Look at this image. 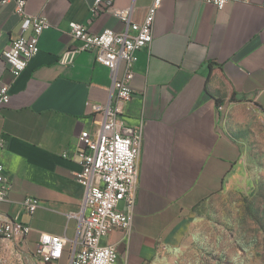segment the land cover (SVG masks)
Instances as JSON below:
<instances>
[{
	"label": "crops",
	"instance_id": "1",
	"mask_svg": "<svg viewBox=\"0 0 264 264\" xmlns=\"http://www.w3.org/2000/svg\"><path fill=\"white\" fill-rule=\"evenodd\" d=\"M17 1L0 6V82L11 94L0 106V164L10 184L0 222L32 228L22 243L35 259L41 233L65 237L64 257L51 264H71L87 192L79 181V137L96 134L92 105L111 103L116 90L96 52L79 53L71 65L59 59L78 45L71 22L93 34L122 32L124 25L109 13L94 16L95 0H27L25 12L50 26L40 52L15 76L3 53L32 33L23 30ZM153 2L112 5L132 7L134 22L142 23ZM134 71V95L122 115L128 128L143 127L134 220L129 233L111 232L102 243L117 247L119 264H162L185 238L196 208L229 187L241 155L236 129L255 126L264 113V0L223 9L162 0L152 52L135 53ZM27 197L39 202L32 215L22 207Z\"/></svg>",
	"mask_w": 264,
	"mask_h": 264
},
{
	"label": "built area",
	"instance_id": "2",
	"mask_svg": "<svg viewBox=\"0 0 264 264\" xmlns=\"http://www.w3.org/2000/svg\"><path fill=\"white\" fill-rule=\"evenodd\" d=\"M162 0H154L142 23L133 20V8L117 9L112 0H95L91 8L94 16L109 13L124 25L122 32L108 29L93 34L83 24L71 22V34L78 45L68 49L59 59L62 65L73 64L79 53L96 52V61L107 67L116 90L111 103L93 104L92 112L99 118L95 135L84 131L79 137L77 156L82 171L80 183L86 188V198L78 216L80 232L71 251V264H119L114 245H103L105 236L114 231L129 233L135 214L139 180V158L143 127L128 128L122 119L123 106L133 98L131 83L135 77V53L146 50L151 54L155 39L156 16ZM223 9L230 3H250L251 0H201ZM7 0H0V6ZM27 0H18V13L24 16L23 30L32 28L29 37L19 36L3 53L9 71L19 76L40 52V39L50 26L48 20L25 12ZM10 89L0 82V106L10 101ZM10 189L5 168L0 164V205L6 201ZM124 202V208L119 204ZM24 211L34 214L39 202L27 197ZM32 228L22 222L6 219L0 222V232L11 241L24 242ZM67 239L41 233L36 257L44 263L60 261L65 254Z\"/></svg>",
	"mask_w": 264,
	"mask_h": 264
},
{
	"label": "rangeland",
	"instance_id": "3",
	"mask_svg": "<svg viewBox=\"0 0 264 264\" xmlns=\"http://www.w3.org/2000/svg\"><path fill=\"white\" fill-rule=\"evenodd\" d=\"M236 129L237 171L225 192L199 205L162 264H264V113ZM0 264H44L19 241L0 239Z\"/></svg>",
	"mask_w": 264,
	"mask_h": 264
},
{
	"label": "bare ground",
	"instance_id": "4",
	"mask_svg": "<svg viewBox=\"0 0 264 264\" xmlns=\"http://www.w3.org/2000/svg\"><path fill=\"white\" fill-rule=\"evenodd\" d=\"M1 236L4 238V235L3 234Z\"/></svg>",
	"mask_w": 264,
	"mask_h": 264
}]
</instances>
